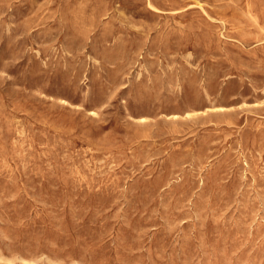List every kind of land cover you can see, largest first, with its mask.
<instances>
[{
	"label": "rangeland",
	"instance_id": "rangeland-1",
	"mask_svg": "<svg viewBox=\"0 0 264 264\" xmlns=\"http://www.w3.org/2000/svg\"><path fill=\"white\" fill-rule=\"evenodd\" d=\"M0 264H264V0H0Z\"/></svg>",
	"mask_w": 264,
	"mask_h": 264
}]
</instances>
